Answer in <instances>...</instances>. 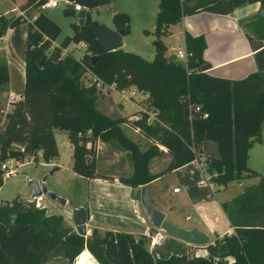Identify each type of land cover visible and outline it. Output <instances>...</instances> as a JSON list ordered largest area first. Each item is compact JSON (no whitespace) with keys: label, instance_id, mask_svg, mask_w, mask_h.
Segmentation results:
<instances>
[{"label":"trees","instance_id":"1","mask_svg":"<svg viewBox=\"0 0 264 264\" xmlns=\"http://www.w3.org/2000/svg\"><path fill=\"white\" fill-rule=\"evenodd\" d=\"M94 1L95 5L110 2ZM215 1L159 0L153 59L124 48L106 51L95 33L97 26L106 25L89 12L83 24H72L73 34L60 44H53V40L62 27L46 12L38 11L33 22L22 15L1 14L0 38L8 28L24 22H28V33L23 97L15 100L13 109L6 113L0 107V123L5 117L0 125V163L10 156L23 159L38 151L45 162H51L60 154L55 135L58 128L66 130L73 143L74 171L88 178L102 176L97 172L98 139H115L130 153L133 171L120 180L133 187L198 158V145L205 139L216 141L220 148V157L205 159V170L217 184L257 175L247 161L250 148L264 140V71H253L239 79L202 71L206 38L188 31L187 64L166 54L168 46L163 36L168 35L169 25ZM233 2L238 6L242 0ZM64 13L73 15L75 10L68 7ZM113 22L116 28L130 33L128 12H116ZM247 25L257 36H264V16ZM72 41L87 42L82 60L103 80L116 81L120 88L135 85L148 94L160 121L147 123L144 115L133 122L154 141L146 149L142 150L124 131L122 124L128 122L127 116L113 117L98 110V90L95 84L85 82L84 66L75 55L62 53ZM93 55L99 56L95 64L91 62ZM9 80L5 58L0 60V85L8 88ZM89 129L91 134H87ZM161 145L168 148L171 160L165 170L152 173L149 163L163 153ZM56 169L59 166L55 165ZM3 184L0 166V187ZM223 207L235 232L221 239L217 236L206 246L207 256L183 253L159 258L145 248L142 238L131 233L110 230L102 235L94 229L85 238L66 224L62 213L48 215L46 207L17 198L1 201L0 264H43L55 253L74 259L89 250L102 264H214L215 258L217 264H264V173L258 183L243 186L231 200L223 202ZM229 255L234 256V262L224 258Z\"/></svg>","mask_w":264,"mask_h":264},{"label":"crops","instance_id":"2","mask_svg":"<svg viewBox=\"0 0 264 264\" xmlns=\"http://www.w3.org/2000/svg\"><path fill=\"white\" fill-rule=\"evenodd\" d=\"M39 1L2 0L4 5L0 9V14H9L12 11L15 12L16 9L25 10L30 14L39 6L37 5ZM158 8L159 0H130V7H122L120 11L128 12L131 16L130 33L136 27L142 39L146 35H153L155 40L156 36L153 32L156 26ZM43 11L47 13V10L44 9ZM75 12L77 16L78 11ZM261 16H264V0H242L238 6L234 4L233 0H217L192 13L186 14L181 22L169 25L168 35L163 36V40L168 46L167 53L170 51H174L175 53V49L177 48H186L185 33L188 31L194 36L204 35L206 38L207 47L204 51V63L201 66L202 71L214 76L230 79L246 77L253 71H264V36H257L247 25V23ZM52 18L55 20L54 17ZM77 19L79 20L78 16ZM106 27L116 29L115 25L111 27L106 25ZM27 33L28 22H24L15 27L8 28L5 35L0 38V50H4L5 52L10 76L6 91V104L10 92L23 94L25 89ZM125 37L126 34L123 37L124 45ZM180 38H182L183 46H176L175 41ZM154 40L151 41L148 37V41L152 42V45L155 47ZM22 42L23 48L21 47ZM143 45L145 46L142 43L141 48H144ZM135 52L141 53L144 56V51L140 48L135 49ZM134 87L136 86L134 85ZM112 94L114 95L115 93H111L109 96H112ZM106 95L108 96V94ZM147 97V93L139 90L136 102L131 103L135 109L118 116H128L132 112H138L139 106H150ZM119 105L124 106L125 104L119 103ZM124 124L129 125V123ZM131 125L135 132H139L143 136V140L137 139L134 134L127 133L140 145L142 150L146 149L151 142H154L153 139L143 133L139 126L134 123ZM56 130L57 128L55 129V134ZM63 131L67 134L66 130ZM68 141V145L71 151H73V143L70 140ZM97 143L99 144V149L98 151L96 150V161L98 163V158L101 154L100 148L107 142L101 139L99 141L98 139L95 142V147ZM258 143L264 144V140ZM256 145L257 143L250 148L248 160ZM160 147L163 153L153 157L149 163L152 173H160L165 170L171 160L168 148L163 145ZM198 150L200 151L198 158L172 171L163 173L152 181L138 187L124 184L120 180L121 176L129 175L133 171L130 157H127V166L126 170H124V166L114 164L118 161V158L106 155V168L115 165L119 169L103 173L97 169V172L102 175L101 177H86L91 183L86 197L73 202L67 199V204L60 209V212L67 219L70 216V220L66 219V221H68L69 225H74L71 213L72 209L74 207L85 206L90 212L88 235L90 233L91 236L94 229H97L102 235L110 230L125 231L133 234L137 239L142 238L145 248L154 255L157 249L150 247L149 237L146 234V231L151 229L152 225L140 201L141 189L142 187H146V191L152 202H155L156 206L166 213V218L173 223L186 228L198 226L211 234L212 240L217 236L222 237L225 234H231L235 232V229L223 207V202L231 200L240 191L229 189V184L232 181L223 188L216 190V192L212 191L204 174L206 170H204L205 165L203 163L207 156L220 157L219 145L214 140L205 139L199 143ZM40 153L41 151L37 152V154ZM58 157L54 158L51 162L54 163ZM56 165L59 166V163L57 162ZM255 171L258 172L257 175L251 176L252 178L245 177L241 182L247 185L244 180L251 179L252 181L248 184L258 183L261 174L264 172ZM115 178H119L120 181H116ZM176 187H180V190L174 191ZM45 197L46 195L41 197V202ZM174 241L183 249L181 253H189L190 250L195 249L193 245L181 240L174 239ZM206 249L202 248L201 250L205 251ZM78 257L75 264H96V260L92 254L86 253V251L83 252L82 256Z\"/></svg>","mask_w":264,"mask_h":264},{"label":"rangeland","instance_id":"3","mask_svg":"<svg viewBox=\"0 0 264 264\" xmlns=\"http://www.w3.org/2000/svg\"><path fill=\"white\" fill-rule=\"evenodd\" d=\"M3 2L0 0V9L3 8ZM93 5L89 6L88 12L93 16L94 19H97L98 21L104 23L107 26H114L113 22V16L116 12L120 11L122 7H130V0H110L107 4H103L101 6ZM66 7L63 5H60L56 8H46L47 13L55 18V21L62 27V32L59 35V37L56 39V41L61 42L67 35H72L74 32L73 23H79V20L77 19L76 12L73 15H66L64 13V9ZM85 8V7H84ZM44 8L42 7H36V9L33 10L30 14H36L37 11H43ZM17 12L12 11L9 14H5L6 17H10L11 15H15ZM0 14V15H1ZM179 27V26H178ZM131 32V31H130ZM143 36V35H142ZM148 35L144 36L143 39L140 37V33L136 27H134L132 33L126 34L125 37V45L123 48L131 51H135V49H142L144 51V57L147 59H153L155 56V47L152 45L153 43L148 41ZM146 38V41H145ZM21 43V42H20ZM142 43L144 48H141ZM81 46L80 49H75L72 45L69 46L70 49H73L76 55H81L86 52L84 44L81 42L79 43ZM176 46H183L182 38L175 41ZM23 46V42L21 44V47ZM23 48V47H22ZM21 48V49H22ZM149 49V50H148ZM20 50V49H19ZM22 53V52H21ZM141 54V53H140ZM168 57H174L176 60H179V58L176 57L174 51H170L166 53ZM148 55V56H147ZM5 52L4 50H0V60L5 59ZM7 88L4 84L0 85V107L5 108L6 107V100H7V94H6ZM99 102L97 103V108L101 112H103L106 115L116 117L118 115H121L122 113H129L135 109V107L132 106L131 103H127L124 106H120V95L115 93L112 96H107L106 94L98 93ZM5 106V107H4ZM134 113V112H132ZM131 124H122V127L124 131L130 134H134L136 138L142 139L143 136L139 132H135ZM132 130V131H131ZM127 133V134H128ZM56 138L58 141V145L60 147V155L55 160L54 163H46L40 154H38L36 160L34 162L32 161H26L18 167V173L11 177H5L4 178V184L0 188V201H6L11 200L13 198H17L21 201L26 202H37V199L32 198L31 196V187L29 185V181H36L39 184H45L47 189L49 191L55 192L59 196H63L68 201H76L80 200L84 197H86L87 191L89 190V187L91 186V183L88 178L80 176L77 174V172L74 171L72 167V152L69 145H68V136L67 134L61 130H56ZM102 140V139H101ZM100 141V139H99ZM107 142L105 145L103 144V147L100 148V156L98 158L97 163V169L101 171V173L106 171H116L119 169L117 166L113 165L109 168H106V155H112L115 156V158H118V161L114 164L119 166H124V170H126L127 166V157H130V153L122 148L117 140L110 139V140H103ZM88 145L90 143H87ZM99 144H96L95 149L98 151ZM33 154L28 158L32 160ZM117 156V157H116ZM131 159V157H130ZM59 163V169H56L53 173H50L51 170L54 169V166L56 163ZM1 164V163H0ZM132 164V160H131ZM133 165V164H132ZM248 168L252 170H257L260 172H264V144L257 143L255 149H253L251 153L250 159L247 161ZM47 176L46 180L43 181V178ZM107 177V176H104ZM252 178V177H250ZM119 179V178H118ZM244 179V178H243ZM242 180H234L229 184V189H233L236 191H241L243 189L242 186L239 185V183ZM120 181V180H118ZM246 184L250 183L251 179L244 180ZM245 186V185H244ZM155 204V202H153ZM42 205L46 207L47 214H60V209L63 208V205L58 203L57 201L51 199L50 197L46 196L44 200H42ZM157 204H155L156 206ZM158 207V206H156ZM159 208V207H158ZM65 218V217H64ZM65 218L66 224L68 226L72 227L75 231V225L71 224L69 225L67 220H70V216ZM90 236V233L87 237ZM102 236V235H101ZM220 239L222 237H219ZM175 238L168 237L167 241L163 245L158 246L156 251L154 252V255L159 258H166L172 254H183L182 248L179 246V244H176V241H174ZM214 240V239H213ZM208 246V245H207ZM167 247V248H166ZM87 248V247H85ZM163 248V249H162ZM164 248H166L164 250ZM203 249L206 248L202 247ZM88 249V248H87ZM185 250V249H184ZM90 251V250H89ZM89 251H86V253H89ZM197 250H190L189 253L192 255H195V252ZM199 252L203 254H208V249L205 251L199 249ZM91 252V251H90ZM92 253V252H91ZM89 253V254H91ZM83 254V253H82ZM81 254V256H82ZM93 258L96 260V264H102L101 261L94 256L92 253ZM77 257V256H76ZM76 257L74 259H69L68 257H65L64 255L60 253H55L51 255V257L44 263V264H75ZM225 258V257H224ZM217 258H215L216 262Z\"/></svg>","mask_w":264,"mask_h":264},{"label":"built area","instance_id":"4","mask_svg":"<svg viewBox=\"0 0 264 264\" xmlns=\"http://www.w3.org/2000/svg\"><path fill=\"white\" fill-rule=\"evenodd\" d=\"M60 5H63L66 8L71 7L75 11H79L84 7V5L79 0H44V2L39 5V7L46 9V8L58 7ZM28 14L29 13L25 10L17 9L16 15H22L28 21L33 22L34 18L36 17V14H33V16L31 17ZM81 42L84 44V47L86 50L88 46L87 42L72 41L68 46L63 48L62 53L63 55L73 54L76 56V59L82 63V65L85 68V71H84L85 82L87 84H95L98 92L108 94V95L111 93L119 94L121 104L135 103L137 93L139 91L137 87H134V85H129V86L120 88L116 81L107 82L103 80L94 71H92V69L82 60V56L84 55V53L78 56L75 54L73 49L69 48V46L72 45L76 50L80 49L81 46L79 45V43ZM60 43L61 42L53 40V44H60ZM175 55L177 58H179L180 61L187 64L190 53L188 52L187 48H177L175 49ZM22 97H23V94H14L13 92H10L8 102L6 104V107L4 108V113H6L9 110H12L13 102L15 100L22 99ZM197 109H199V107H197ZM144 115H147L146 117L147 123H153L155 121H160V119L158 118V110L151 105L150 106L147 105V106H139L138 112L130 113L127 116L128 117L127 123L132 124L135 120L143 118ZM4 119L5 117H3V121ZM3 121L0 123V125L3 123ZM91 133H92V129H89L87 131V134H91ZM79 135H81V133ZM18 146L23 149L21 145H18ZM36 155L38 156V154L32 155L33 156L32 160L28 159L31 156V154L26 155L23 159L16 157V156H10L7 159L3 160L0 164L1 169L3 170V177L5 178V177H11V176L16 175L18 173V167L21 166L25 162L24 160L29 161V162L30 161L34 162L36 160L35 159ZM40 156H41V153H40ZM203 164L205 165L206 162H204ZM204 174L207 177L208 185L212 191L216 192V190H218L219 188H223L225 186L224 184H217L215 181H213L211 178V174L207 175L206 172ZM115 180L118 181L119 179L115 178ZM239 184L240 186H244L243 182H240ZM179 190H180V187H176L174 189V191H179ZM32 198L37 199V202L36 201L34 202L37 207H45L42 205L41 197H37V198L32 197ZM146 234L149 237L150 247L152 249H155L158 246L162 245L169 237L165 230H163L160 227H154V226H152L151 229H148L146 231ZM193 246L197 250L195 252V255H203V256L208 255V254H203L198 251L199 249H202V247L195 246V245ZM225 259L229 263H232L235 261V258L232 255L226 256ZM214 264H217V262H215Z\"/></svg>","mask_w":264,"mask_h":264},{"label":"water","instance_id":"5","mask_svg":"<svg viewBox=\"0 0 264 264\" xmlns=\"http://www.w3.org/2000/svg\"><path fill=\"white\" fill-rule=\"evenodd\" d=\"M85 8L77 12L79 18V24H83L86 19L87 7L95 5L94 0H79ZM95 33L97 38L100 40L106 51H112L122 48L124 45L123 37L126 34L121 28L111 29L104 26H97L95 28ZM149 40L153 41L154 36L150 35ZM99 59L98 55H93L91 57V62L93 64ZM55 170H51L53 173ZM47 176L43 178L45 181ZM31 187L32 197H42L44 195L56 200L61 205L67 204V199L63 196L57 195L55 192L49 191L45 184H39L36 181H29ZM141 205L144 212L154 227H160L166 231L169 237L181 240L187 244L205 247L212 243V236L205 230L198 226H193L191 228H186L184 226L178 225L166 218V213L160 208L156 207L155 204L150 199L146 187H142L140 196ZM72 220L76 228V232L79 235L88 236V219H89V209L85 206L74 207L71 211Z\"/></svg>","mask_w":264,"mask_h":264},{"label":"bare ground","instance_id":"6","mask_svg":"<svg viewBox=\"0 0 264 264\" xmlns=\"http://www.w3.org/2000/svg\"><path fill=\"white\" fill-rule=\"evenodd\" d=\"M78 259H79V257H78ZM78 264V263H77Z\"/></svg>","mask_w":264,"mask_h":264}]
</instances>
